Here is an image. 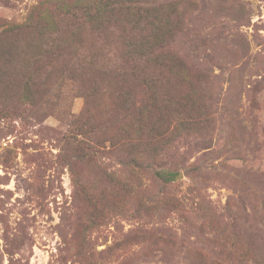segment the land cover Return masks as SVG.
<instances>
[{
	"label": "rangeland",
	"instance_id": "1",
	"mask_svg": "<svg viewBox=\"0 0 264 264\" xmlns=\"http://www.w3.org/2000/svg\"><path fill=\"white\" fill-rule=\"evenodd\" d=\"M97 1L0 0V264H264V0L113 12L140 69Z\"/></svg>",
	"mask_w": 264,
	"mask_h": 264
},
{
	"label": "trees",
	"instance_id": "2",
	"mask_svg": "<svg viewBox=\"0 0 264 264\" xmlns=\"http://www.w3.org/2000/svg\"><path fill=\"white\" fill-rule=\"evenodd\" d=\"M148 2V0H98L95 6H91L90 4L81 6L78 5L77 7L79 11L82 12V16L76 18L82 22V24L80 23L82 27H86V25L83 24L85 21L88 22V27L93 32L98 31L101 33L100 35L103 36L102 38H108V35H110V37L114 36L116 44L119 46L122 45L125 52V54L122 55L132 68L140 69L142 65L149 62L160 66L168 65L170 68V65L175 64V56H172L173 58L164 56L165 52L171 50L166 48L169 43H163L159 45V47H157V45H153L154 38L150 34L151 32L155 34V29L152 27V25L148 27L149 30H147V33L143 32V30L146 29V27H143L139 29V32L132 34L129 37V35L125 33V26L123 25V27H121V20H114V23H112V16L116 12L120 13L121 15L125 13H129L130 15H138L142 12H146L147 8H145V5ZM113 12L115 13L113 14ZM104 14H108L106 19H103ZM83 16L85 19L81 20ZM94 24L97 25L92 27ZM113 27L117 29L114 30ZM118 30H120L119 34H115V31ZM168 61H171L173 64ZM137 76V78L140 77L139 75ZM140 114L141 117H139L138 123L141 122L143 117V114ZM134 133L136 134V131ZM127 137L131 142L140 140L142 138L133 134L127 135Z\"/></svg>",
	"mask_w": 264,
	"mask_h": 264
}]
</instances>
